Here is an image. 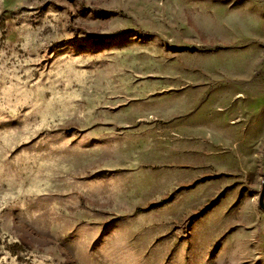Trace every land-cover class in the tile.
<instances>
[{
  "label": "rangeland",
  "instance_id": "obj_1",
  "mask_svg": "<svg viewBox=\"0 0 264 264\" xmlns=\"http://www.w3.org/2000/svg\"><path fill=\"white\" fill-rule=\"evenodd\" d=\"M264 0H0V264H264Z\"/></svg>",
  "mask_w": 264,
  "mask_h": 264
},
{
  "label": "water",
  "instance_id": "obj_2",
  "mask_svg": "<svg viewBox=\"0 0 264 264\" xmlns=\"http://www.w3.org/2000/svg\"><path fill=\"white\" fill-rule=\"evenodd\" d=\"M257 204L259 208L264 212V167L262 171L261 188L258 194Z\"/></svg>",
  "mask_w": 264,
  "mask_h": 264
}]
</instances>
